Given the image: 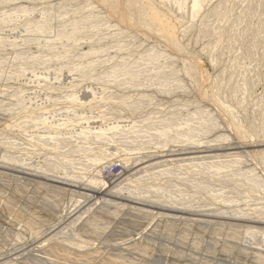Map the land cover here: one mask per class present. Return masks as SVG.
<instances>
[{
  "label": "rangeland",
  "instance_id": "374dc122",
  "mask_svg": "<svg viewBox=\"0 0 264 264\" xmlns=\"http://www.w3.org/2000/svg\"><path fill=\"white\" fill-rule=\"evenodd\" d=\"M116 2L0 0V264H264V0Z\"/></svg>",
  "mask_w": 264,
  "mask_h": 264
},
{
  "label": "bare ground",
  "instance_id": "6f19581e",
  "mask_svg": "<svg viewBox=\"0 0 264 264\" xmlns=\"http://www.w3.org/2000/svg\"><path fill=\"white\" fill-rule=\"evenodd\" d=\"M163 1H165V0H163ZM201 1L202 0H192V9L191 10H193L192 12H194L195 13V11H198L199 10V8H200V4L202 5V3H201ZM206 1V0H205ZM263 1V0H262ZM182 2V1H181ZM184 2V1H183ZM133 3H134V0H117V2L116 3H114L113 4V10L120 16V17H122V18H125V16H126V13H127V11L126 10H128L132 5H133ZM203 3H204V1H203ZM182 9V8H181ZM136 12V11H135ZM241 16V15H240ZM244 16V15H243ZM246 16H248V15H246ZM126 17H128V16H126ZM236 18V17H235ZM244 18V17H243ZM239 19V18H238ZM139 21H141L142 23H144L145 25H147L148 27H151V28H156V27H159V28H161L160 30H161V36L164 38V40L166 39V40H168V41H172V29L168 26V25H166V24H164V23H162L161 22V20L158 18V16H155V13H153V15L152 16H150V17H147V16H145V13H142L141 15H140V17H139ZM244 21H245V19H244ZM72 28H74V27H72ZM71 29V28H70ZM73 30V29H72ZM260 30V29H259ZM69 31V30H68ZM61 32H63V31H61ZM66 32V31H65ZM75 32V31H74ZM64 33V32H63ZM70 33V32H69ZM65 34V33H64ZM65 36V35H64ZM62 37V36H61ZM257 38V37H256ZM253 39V38H252ZM255 47V46H254ZM190 62V61H189ZM186 64V63H185ZM209 96H210V94H209ZM212 97H214V96H212ZM216 97V96H215ZM214 97V98H215ZM210 98V97H209ZM217 98V97H216ZM215 100V99H214ZM217 100V99H216ZM218 101V100H217ZM209 102V101H208ZM215 103H216V101H215ZM218 103V102H217ZM216 103V104H217ZM212 104V103H211ZM219 107V106H218ZM239 129V128H238ZM203 226V225H202ZM68 245V244H67ZM73 248V247H72ZM61 249V248H60ZM62 252H64V251H62ZM68 253H71V252H69L68 251ZM40 254V253H39ZM86 254V253H85ZM27 261V260H26ZM84 262H86V261H84ZM44 263V262H43ZM44 264H46V262L44 263Z\"/></svg>",
  "mask_w": 264,
  "mask_h": 264
}]
</instances>
